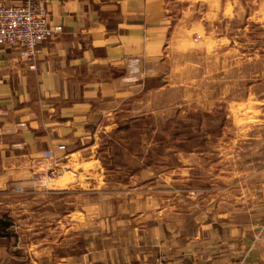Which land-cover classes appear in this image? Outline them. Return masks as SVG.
<instances>
[{"label":"crops","instance_id":"1","mask_svg":"<svg viewBox=\"0 0 264 264\" xmlns=\"http://www.w3.org/2000/svg\"><path fill=\"white\" fill-rule=\"evenodd\" d=\"M41 1L62 29L37 59L0 45V195L44 201L19 229L0 223V264H264V241L253 244L264 224L261 127L235 130L221 194L189 189L210 162L197 148L138 155L115 180L101 156L125 107L165 86L168 58L203 53L222 21L246 29L243 2ZM47 151L70 168L48 181L37 179L54 162Z\"/></svg>","mask_w":264,"mask_h":264},{"label":"rangeland","instance_id":"2","mask_svg":"<svg viewBox=\"0 0 264 264\" xmlns=\"http://www.w3.org/2000/svg\"><path fill=\"white\" fill-rule=\"evenodd\" d=\"M241 1L251 15L246 29L240 21H222L216 27L219 39L209 40L203 53L168 58L165 86L155 96L140 97L125 107L119 132L103 137L101 156L111 180L117 177L119 165L128 167L126 162L138 155L145 160L153 155L162 158L165 148L172 145L197 148L210 162L220 161V166L212 168L205 161L197 170L198 178L188 184L193 194L228 190V172L233 171L228 168V154L239 137L234 136L235 130H264V21L260 20L264 0ZM217 174L220 177L212 179ZM74 178L68 173L64 180ZM31 196L35 195H0V223L16 230L38 216L44 199ZM25 202L28 212L23 211Z\"/></svg>","mask_w":264,"mask_h":264},{"label":"built area","instance_id":"3","mask_svg":"<svg viewBox=\"0 0 264 264\" xmlns=\"http://www.w3.org/2000/svg\"><path fill=\"white\" fill-rule=\"evenodd\" d=\"M61 29L59 25L53 27L50 24L44 1L24 0L19 3L0 4V45L17 49L21 57L31 62H34L41 52V43ZM45 155L54 157V162L45 167L43 173L37 175V179L42 176L48 181L68 171L69 167L60 164L53 152L47 151ZM259 241H264V224L256 233L253 244Z\"/></svg>","mask_w":264,"mask_h":264}]
</instances>
